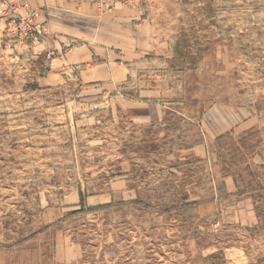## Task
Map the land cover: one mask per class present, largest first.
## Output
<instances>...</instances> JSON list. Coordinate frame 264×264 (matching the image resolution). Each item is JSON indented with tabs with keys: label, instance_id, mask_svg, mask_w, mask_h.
Here are the masks:
<instances>
[{
	"label": "rangeland",
	"instance_id": "1",
	"mask_svg": "<svg viewBox=\"0 0 264 264\" xmlns=\"http://www.w3.org/2000/svg\"><path fill=\"white\" fill-rule=\"evenodd\" d=\"M83 1L26 39L0 7V264H264V165L225 175L201 123H256L263 157L264 0Z\"/></svg>",
	"mask_w": 264,
	"mask_h": 264
},
{
	"label": "crops",
	"instance_id": "2",
	"mask_svg": "<svg viewBox=\"0 0 264 264\" xmlns=\"http://www.w3.org/2000/svg\"><path fill=\"white\" fill-rule=\"evenodd\" d=\"M9 1L18 3V5H20L19 6L20 7V13L23 15L26 14L27 10L34 11L36 14L35 21H38V19L40 20V18L44 19V18H49L51 16H54L57 11L68 12V13H72L74 16L83 17L86 10H87V7L85 6L83 0H9ZM38 8H39L40 14L37 11ZM37 17H38V19H37ZM5 25H6V23H5ZM68 51L69 50L66 49V53ZM82 51L86 52V50L83 47L73 49L74 58H79L80 60L84 59V57H80V56L75 57V55L82 53ZM130 53L131 52H126V53H123L122 55L125 57L126 60H131L132 56L128 55ZM70 58H72V57L70 56ZM111 64H108L107 62H102L100 65L95 67L93 69V73L95 74L94 81L101 80V79H112L111 77H109ZM244 110L248 114V107L244 108ZM204 115H205V113L203 114V116ZM151 116H154L155 119H158L162 115L154 112L152 115H150V117ZM202 117L200 119H202ZM238 118H239V116H238ZM147 119L148 118H146L145 120H147ZM239 120H243V119L239 118ZM201 123L205 127L204 137L206 139H208L210 141V143H213L212 141L214 140V138L223 132L233 131L235 134H238V133L242 132L243 130L247 129V127L248 128L255 127V124H256V123H253L252 125H249V126L243 127V128H237V127L233 128V127H231L229 122L228 123L226 121L223 122L222 120H214L211 122L209 117L203 118ZM190 149H191V152L194 153L195 151H197L198 154H201L204 156L207 155V152H208V146L205 147V145H200V144H196V145L192 146V148H190ZM263 157H264V155H263ZM263 157L257 155L255 157H253L252 160L254 162H259V163L264 165V158ZM227 178H229V177H227ZM226 186H227L228 192H234L236 190V187L234 186L233 181L226 183ZM57 238H58V236H57ZM67 247H68V243L66 244V246L64 245V248H67ZM65 254H66V252H63V246L61 245V243L58 242V239H56V244L54 246L55 260H57L59 262H67V261L71 260V259L67 258V256H70V255H67V254L65 255Z\"/></svg>",
	"mask_w": 264,
	"mask_h": 264
},
{
	"label": "trees",
	"instance_id": "3",
	"mask_svg": "<svg viewBox=\"0 0 264 264\" xmlns=\"http://www.w3.org/2000/svg\"><path fill=\"white\" fill-rule=\"evenodd\" d=\"M184 79V105L189 109H191L190 107L197 108L195 116L201 117L204 114V107L194 95V92L198 90L196 87V80L198 79L197 74L194 71H186ZM255 129L256 128H249L241 132L237 137H233L232 133L226 132L215 138L217 148L225 154V156H219V160L222 164L221 171L224 172L225 175L234 178L240 171H243L248 178H251V176L255 177L253 170L254 166L250 161L255 155H258L259 151H257V149L262 143L261 139H259L256 144L252 143L251 140L257 139L259 135V132ZM197 141H202V139ZM234 180L236 181V179ZM211 201V199L205 200V203L209 205ZM203 203V200H201L186 204L200 207ZM187 205H185V207H187Z\"/></svg>",
	"mask_w": 264,
	"mask_h": 264
},
{
	"label": "built area",
	"instance_id": "4",
	"mask_svg": "<svg viewBox=\"0 0 264 264\" xmlns=\"http://www.w3.org/2000/svg\"><path fill=\"white\" fill-rule=\"evenodd\" d=\"M4 14L8 16L7 31L18 39L37 37L44 30L42 22L35 21V12L27 10L26 14L20 13V5L9 0H0Z\"/></svg>",
	"mask_w": 264,
	"mask_h": 264
}]
</instances>
